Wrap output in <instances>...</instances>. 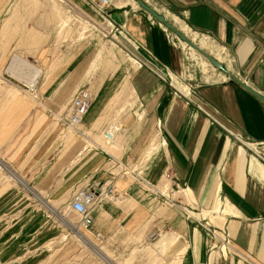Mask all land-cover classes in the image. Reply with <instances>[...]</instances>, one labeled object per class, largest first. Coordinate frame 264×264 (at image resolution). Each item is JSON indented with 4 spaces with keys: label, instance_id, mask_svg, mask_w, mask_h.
<instances>
[{
    "label": "crops",
    "instance_id": "crops-1",
    "mask_svg": "<svg viewBox=\"0 0 264 264\" xmlns=\"http://www.w3.org/2000/svg\"><path fill=\"white\" fill-rule=\"evenodd\" d=\"M11 1L0 0V21ZM110 1L111 17L119 24L121 37L135 53L146 57L150 52L158 63L167 66L172 79L160 80L146 66L130 70L127 82L134 103L122 119L125 137L109 143L101 137L106 125L102 119L115 92L105 87L106 82L114 83L113 77L104 78L103 87L93 97L82 121L85 128L101 137V142L90 147L87 155L72 167L68 163L72 152H67L60 176L57 167L51 166L47 171L43 165L42 173L34 176L35 185L39 191L50 188V196L64 192L69 200L77 184L111 187L114 197L102 199L86 230L106 233L111 227H121L139 234L147 224L148 232L164 229L151 248L161 253L170 247L171 258L177 259V264H264V102L221 71L215 73L211 82L185 77L182 52L168 39L163 25L129 0L120 4ZM151 1L188 30L215 42L225 54L222 59L214 57L225 69L264 95V0ZM79 2L93 9L98 0ZM161 13L167 18L166 13ZM185 26H180V30L188 35ZM47 53L41 46L35 49L34 61L47 69L42 75L43 68H39L43 76H39L40 90L46 88L40 94L53 99V84L72 64L54 78L52 59ZM200 66L203 71L208 70L201 62ZM72 76L73 72L66 74L59 83L71 82ZM124 78L115 76L114 80L119 79L120 83ZM26 115L20 98L0 108L3 156L10 155V150L25 138H20V127L25 124ZM42 125L40 122L36 129ZM26 147L24 143L16 156ZM107 148L114 150L115 162L145 164L146 178L160 185L157 189L162 195L176 199V208L169 207L153 219L152 199L141 198L128 176H111L113 165ZM27 153L25 150L24 155ZM28 171L25 169L26 178ZM165 173L168 176L163 179ZM185 213L195 219L188 220ZM197 219H206L217 231V237L205 233ZM222 231L228 233L232 250L218 246Z\"/></svg>",
    "mask_w": 264,
    "mask_h": 264
},
{
    "label": "rangeland",
    "instance_id": "rangeland-1",
    "mask_svg": "<svg viewBox=\"0 0 264 264\" xmlns=\"http://www.w3.org/2000/svg\"><path fill=\"white\" fill-rule=\"evenodd\" d=\"M116 1L120 4L124 0ZM148 2L159 9V13L167 12L159 4L151 0ZM129 3L138 6L132 0ZM110 12L109 7L87 8L79 0H12L5 18L0 21V108L20 98L27 112L24 132L21 131L23 125L20 127V138L24 135L25 138L16 149L10 150V155L3 156L0 150V264H177V259L171 258L170 247L161 253L153 252L151 248L164 229L154 228L148 232L147 224L139 234L121 227H111L106 233L90 229L89 233L82 227L80 216L69 209V198L64 192L50 196V188L39 191L35 185L37 178L34 180V176L42 173L40 169L43 165L44 169L48 168L47 171L51 166L57 167L58 176L61 175L67 152H72L68 159L72 167L87 155L90 147L101 142V137L109 143L115 138V141H120L125 137L122 119L131 112L134 103L127 82L130 70L146 66L163 80L160 71L145 61L142 55L135 53L121 37L119 24ZM166 15L177 29L185 26L168 13ZM185 30L196 44L222 59L225 53L218 49L220 47L215 42L204 39L202 35L195 36L186 26ZM173 37L184 58L185 77L211 82L219 70H213L204 56L191 53L183 42L180 44L179 39L175 35ZM40 46L43 51H48L47 57L52 59L50 65L54 78L72 64L53 84V90H56L53 99H46L40 94L46 88L40 90L39 78L47 70L34 61L35 49L39 50ZM200 62L208 67L207 71L202 70ZM39 68H43L42 75ZM232 70L234 67H231ZM72 72L71 82L59 83ZM207 75L211 78H206ZM110 76L114 83L106 82L105 87L115 93L107 103L102 119V122L106 120V125L101 137L82 124L77 128L69 125L65 117L72 97L81 89H88L95 98L99 88L103 87L101 81ZM115 76L125 77L124 81L119 83V79L114 80ZM34 77L37 81L32 88L29 82ZM177 80L183 84L180 79ZM40 122L43 125L37 130ZM24 143L28 153L24 155L25 150L21 149L16 156ZM107 152L111 154L109 160L113 165L111 176H128L141 198L152 199L153 219L169 207L176 208L178 201L170 199L166 193L162 195L157 189L160 185L146 178L145 164L118 163L113 158L114 150L107 148ZM25 169L29 170L28 178ZM166 176L165 173L163 179ZM83 185L77 184L74 189ZM105 189L108 194L103 199L114 197L111 187ZM186 217L188 220L195 219ZM196 221L205 233L217 237L208 231L207 228H215L206 219ZM221 244L220 241L218 246Z\"/></svg>",
    "mask_w": 264,
    "mask_h": 264
},
{
    "label": "built area",
    "instance_id": "built-area-1",
    "mask_svg": "<svg viewBox=\"0 0 264 264\" xmlns=\"http://www.w3.org/2000/svg\"><path fill=\"white\" fill-rule=\"evenodd\" d=\"M97 6L100 7L101 9L103 7L105 8L109 7L111 6V1L110 0H98ZM152 20L154 21L153 18ZM163 29L166 32L168 39L174 45H176V41L174 40V37H173L174 35H172V33L169 32L164 27ZM147 53H148V56L144 57L145 61H147L148 63H150L152 66L156 67L160 71L161 78L163 80H166L167 78H169L171 81L172 78L169 74V70L167 66H164L161 63H158V60L150 52L147 51ZM141 62L145 63L143 61ZM29 87L34 88L35 85L29 86ZM92 100H93V97L88 89H81L72 97L71 102H70L71 103L70 110L65 117L69 125L77 128L79 125L82 124L83 118L87 114L91 106ZM207 115H209V113H207ZM213 120H216V119L213 118ZM109 132L110 131H108L107 133ZM236 137L240 139V136H236ZM104 189H101L100 187H96V186H87V187L85 186V187H80L73 192L69 200V209L77 213L80 216V221H81V225L83 228L86 229L90 225L92 221L91 215H92L93 209L100 203V201L103 199V196L107 194L106 189L105 190ZM207 229L209 232L213 234V236L217 235L215 234L216 230H211L210 228H207ZM221 235H222V237L220 238V241L222 243L221 246L224 247V249L226 250L227 249L232 250L228 233L225 231H222Z\"/></svg>",
    "mask_w": 264,
    "mask_h": 264
},
{
    "label": "water",
    "instance_id": "water-1",
    "mask_svg": "<svg viewBox=\"0 0 264 264\" xmlns=\"http://www.w3.org/2000/svg\"><path fill=\"white\" fill-rule=\"evenodd\" d=\"M139 7L144 9L149 15L156 20L160 25H163L165 29H169L168 31L171 32L173 35H175L177 38H179L181 41H185L187 44L191 45L197 52H199L201 55H203L209 63L217 70L223 71L225 74H227L229 79L234 80L241 86H243L245 89L250 91L253 95L258 97L261 101L264 102V95H261L259 92H257L255 89H253L251 86H249L245 81L241 80L236 74L232 72H228L225 69V66L222 62L217 60L214 56L209 54L207 51L202 49L199 45L193 43L188 39V37L183 34L181 31H179L177 28L174 27V25L167 21L164 14L159 13L154 7L147 4L144 0H135Z\"/></svg>",
    "mask_w": 264,
    "mask_h": 264
},
{
    "label": "bare ground",
    "instance_id": "bare-ground-1",
    "mask_svg": "<svg viewBox=\"0 0 264 264\" xmlns=\"http://www.w3.org/2000/svg\"><path fill=\"white\" fill-rule=\"evenodd\" d=\"M135 1V0H134ZM136 2V1H135ZM137 3V2H136ZM138 5V4H137ZM165 16V15H164ZM166 18V17H165ZM166 20H167V18H166ZM168 21V20H167ZM164 27V26H163ZM175 27V26H174ZM176 28V27H175ZM179 30V29H178ZM179 31H181V30H179ZM189 31H191L190 29H189ZM182 32V31H181ZM191 32H193L194 34H197V35H199L198 33H196V32H194V31H191ZM183 33V32H182ZM183 34H185V33H183ZM186 35V34H185ZM187 36V35H186ZM188 37V36H187ZM204 37V36H203ZM179 39V38H178ZM188 39L190 40V41H192L193 43H195L193 40H191L189 37H188ZM204 39H208L207 37H204ZM179 41H181L180 39H179ZM181 42H183L187 47H188V50H190L192 53H196L197 51L191 46V45H189V44H187L185 41H181ZM196 44V43H195ZM198 45V44H197ZM200 46V45H199ZM201 47V46H200ZM202 48V47H201ZM203 49V48H202ZM194 51V52H193ZM197 53H199V52H197ZM200 54V53H199ZM210 54V53H209ZM203 56V55H202ZM15 59V58H14ZM206 59V58H205ZM217 59V58H216ZM207 60V59H206ZM218 60V59H217ZM14 61V60H13ZM208 61V60H207ZM209 62V61H208ZM26 66H28L27 64H26ZM29 67H31V68H33L34 70H38L35 66H33V65H30ZM213 67V66H212ZM214 68V67H213ZM9 69V68H8ZM10 69H11V67H10ZM10 71V70H9ZM14 72V71H13ZM34 73V72H33ZM35 79H31V81L29 82V86H34L35 85V83H36V81H37V77H34ZM75 131V130H74Z\"/></svg>",
    "mask_w": 264,
    "mask_h": 264
}]
</instances>
